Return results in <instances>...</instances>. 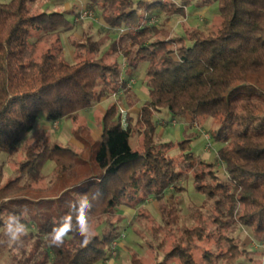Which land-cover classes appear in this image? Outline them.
Instances as JSON below:
<instances>
[{
	"label": "trees",
	"instance_id": "trees-1",
	"mask_svg": "<svg viewBox=\"0 0 264 264\" xmlns=\"http://www.w3.org/2000/svg\"><path fill=\"white\" fill-rule=\"evenodd\" d=\"M18 3L0 2V159L15 152L42 113L50 122L76 121L79 112L120 92L134 106L128 84L142 63L148 64L150 89L140 113L128 112L125 122L121 98L111 102L97 117L98 140L89 130L80 135L77 125L82 148L52 141L44 132L43 141L24 147L14 175L6 178L0 163V255L14 231L33 224L8 247L17 252L14 264H99L125 229V217L113 214L125 206L147 217L140 205L150 197L164 215L156 235L164 230L173 239L169 249L166 239L148 242L152 264L237 263L248 250L221 231L236 215L264 242V189L251 180L264 178V0H86L118 36L103 50L107 41L90 32L70 35L74 62L66 58L61 37L74 27L66 11L29 10L21 44L8 46L5 30ZM214 3L220 23L208 30L185 23L183 34H171L153 23L158 10L186 15L191 5ZM162 112L173 120L185 114L193 122L214 120L212 138L222 144L218 158L229 180L194 153L192 138L160 139ZM49 161L50 176L44 173ZM190 180L207 198L222 194L209 224L179 226L176 198L165 199L168 190L184 192ZM211 240L219 249H204L199 260L196 252ZM131 264L148 262L133 252Z\"/></svg>",
	"mask_w": 264,
	"mask_h": 264
},
{
	"label": "rangeland",
	"instance_id": "rangeland-1",
	"mask_svg": "<svg viewBox=\"0 0 264 264\" xmlns=\"http://www.w3.org/2000/svg\"><path fill=\"white\" fill-rule=\"evenodd\" d=\"M12 0H0V2L8 3ZM138 1V0H136ZM181 3L182 0H175ZM40 12L42 10H59V11H71L67 13L68 19L73 23V29L71 31L62 32L61 37L64 44V52L66 58L74 62V47L69 40V36L72 35L74 38H81L84 32H90L94 39H104L109 40L111 38H116L118 33L116 30H111L108 28L101 16V13L97 10L91 9L87 6L86 0H19L18 9L10 13V19L5 30V37L7 39V44L9 47H14L21 44L24 31L28 26L29 14L28 11ZM92 12V15L85 16V13ZM153 23L161 25L168 29L171 34H183V25L185 23L199 27L202 30H208L220 23L218 3H214L211 6L199 8L195 4L186 8V15L166 13L162 10L153 12ZM105 42V41H104ZM109 47V41L104 44L103 50ZM120 62L125 63L124 58L120 57ZM147 63H142L137 72V78L131 84L130 90H133L135 94L134 99L138 101V109H140L144 101L149 98V86L147 83L146 72ZM126 97L125 94H123ZM113 101H119L120 97L117 98L110 97ZM127 100V99H126ZM122 102V99H121ZM111 103V102H110ZM121 104V103H120ZM105 104H100L98 109L91 108L86 111H81L84 120L78 119L75 121L73 118H64L58 122H50L46 119L45 114L42 113L37 121L34 130L29 133L17 146V149L12 154H3L0 159V163L3 165L5 170L6 178L14 175L18 161L23 158L24 147L28 144H37L44 140V132H46L52 141L62 142L66 145H71L74 147L82 148L77 142V135L74 129L77 130L76 126L80 127L79 134L82 136H87V126L88 119L95 113V128L94 136L98 139L101 137L100 128L96 124V116L102 115L106 109ZM121 106V105H120ZM127 112V107L121 106ZM80 113V112H79ZM124 113V114H125ZM137 115V111L133 112ZM159 119V137L162 141H179L186 138H192V149L194 153L202 157L207 162L215 163V170L224 180H229L228 174L225 169V165L218 158V151L222 144L216 142L212 137V130L216 127V123L212 119H205L201 121H194L188 123H174L171 115L168 112H162L157 115ZM91 119V118H90ZM73 128V132L71 129ZM97 128V129H96ZM168 130L169 133L166 135L165 131ZM165 132V133H164ZM78 133V130H77ZM206 135L211 136L212 147H208V138ZM72 139L74 142H70ZM135 144V142H133ZM54 169V163L49 161L45 168L44 173L51 175ZM253 182H258L262 184L264 189V178L251 179ZM207 182H211L210 179ZM213 183V182H212ZM46 185L47 181L41 183ZM187 189L182 193H175L173 190H168L166 194V200H170L173 194L176 198L181 213L179 226L181 225H193L199 222L210 223L212 213L214 212L215 200L222 196L218 193L215 198H207L205 194L197 192L195 189V183L193 180L185 183ZM202 204L205 205L204 208L200 210V213H196V208L200 207ZM143 211L148 215L147 217H141L138 208L122 207L116 211L113 215H121L125 217L123 222L125 229L123 231L122 238L116 241L113 250L109 255L108 259L102 261L101 264H131V257L133 252H137L141 256L146 257V262L148 264L153 263V251H149L148 242H154L159 244L162 240L166 239V249H169L173 241L172 238H165L167 235L166 231H161L159 235H156L157 226H162L164 215L161 210L160 202L155 198L150 197L144 203L140 205ZM112 215V217H113ZM84 225L89 228L94 227L90 221L84 220ZM95 223V221H94ZM108 223H104L98 230H101L103 226ZM211 225V224H210ZM34 225L25 226L22 232L34 230ZM214 229V228H213ZM221 231L230 236L236 237L237 241L248 250L247 256L242 257L235 264H264V242L258 236L252 233V230L243 225L239 220L238 215L233 222H231L229 228H223ZM20 230L14 231L9 238V242L6 243L5 247L1 250L0 264H14L12 253L17 252L13 250L11 253L8 249L13 246V242L20 237ZM157 236V238L155 237ZM170 239L172 240L170 242ZM222 247L226 250L228 245L225 241L221 243ZM203 248L196 252L197 258L200 260L202 252L206 248H210L213 251H217L219 246H217L214 240L208 241L207 243H202ZM162 257V256H161ZM160 257V259H161ZM100 264V263H99ZM222 264H224L222 262Z\"/></svg>",
	"mask_w": 264,
	"mask_h": 264
},
{
	"label": "crops",
	"instance_id": "crops-1",
	"mask_svg": "<svg viewBox=\"0 0 264 264\" xmlns=\"http://www.w3.org/2000/svg\"><path fill=\"white\" fill-rule=\"evenodd\" d=\"M4 3V2H3ZM66 12L67 13H70L71 11H67L66 10ZM15 47V46H14ZM137 78V76H135L134 78H132V80H134V79H136ZM133 91V90H132ZM123 94H125L124 92L123 93H121L120 95H119V97L122 99V102H121V106L123 105L124 107L126 106L127 107V112H131V113H133L134 111L136 112L137 111V114H139L140 113V111H141V108L140 109H138V101L137 100H135L136 101V104L134 105V106H132V107H129L128 106V101L126 100V97H124V95ZM134 96H135V94H134ZM147 100V99H146ZM145 100V101H146ZM144 101V102H145ZM110 102H112V99L111 98H108V99H105V100H103L102 102H100V103H98L97 105H95L94 107H93V110L94 109H100V108H98V106L100 105V104H105L106 103V106H105V109L108 107V105L110 104ZM125 109V108H124ZM82 112H80L79 113V119H81V120H84L85 118L84 117H82ZM95 113H93L92 112V115L90 116V118L88 119L89 121H88V126H87V130H89L90 132H91V137H93L95 140H98V138H96L95 136H94V128H95V115H94ZM161 114V113H160ZM159 114V115H160ZM99 116V115H98ZM98 116H96V124H97V117ZM193 122V119H192V117L189 115V114H185V115H182V116H179V117H177L175 120H174V123L176 124V123H188V122ZM98 126V125H97ZM73 128L74 127H72V129H71V131L73 132ZM98 128H100L99 126H98ZM97 129V128H96ZM100 130V132H101V135H102V130H101V128L99 129ZM166 132V133H165ZM164 133L167 135L168 133H169V131L168 130H166ZM101 137V136H100ZM69 141L70 142H74V141H72V139H69ZM166 141V140H165ZM57 142V141H56ZM77 142L79 143V145L80 146H82L83 147V144L79 141V140H77ZM58 143H61V144H64V143H62V142H58ZM64 145H66V144H64ZM79 147V146H78ZM101 264V263H100Z\"/></svg>",
	"mask_w": 264,
	"mask_h": 264
},
{
	"label": "built area",
	"instance_id": "built-area-1",
	"mask_svg": "<svg viewBox=\"0 0 264 264\" xmlns=\"http://www.w3.org/2000/svg\"><path fill=\"white\" fill-rule=\"evenodd\" d=\"M87 15H89V16H91L92 15V12H90L89 14L88 13H85L84 15H82V18H84L85 16H87ZM134 80H131L130 82H129V84H128V88L129 87H131V84H132V82H133ZM121 93H123V92H120V93H114L111 97H113V98H117ZM120 110H121V113L123 114V119H124V122H125V120H126V114L127 113H125L126 111L123 109V107H121L120 106ZM125 113V114H124ZM206 137L208 138V140H209V142H208V147H212V142L210 141L211 140V136L210 135H206ZM116 243V242H115ZM114 243V244H115Z\"/></svg>",
	"mask_w": 264,
	"mask_h": 264
}]
</instances>
